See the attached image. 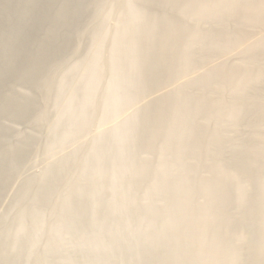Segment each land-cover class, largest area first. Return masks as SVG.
I'll return each mask as SVG.
<instances>
[{"label":"bare ground","instance_id":"1","mask_svg":"<svg viewBox=\"0 0 264 264\" xmlns=\"http://www.w3.org/2000/svg\"><path fill=\"white\" fill-rule=\"evenodd\" d=\"M0 42L51 177L0 264H264V0H0ZM7 124L0 195L37 140Z\"/></svg>","mask_w":264,"mask_h":264},{"label":"rangeland","instance_id":"2","mask_svg":"<svg viewBox=\"0 0 264 264\" xmlns=\"http://www.w3.org/2000/svg\"><path fill=\"white\" fill-rule=\"evenodd\" d=\"M79 30H85L86 28V24H84V22L80 21L79 25H78ZM88 31V30H87ZM89 32V31H88ZM85 35V34H84ZM82 36L80 40H78L80 43L79 45V49L81 50L80 52L84 51L86 49V47H88V38L87 36ZM90 35V32H89ZM77 40V39H76ZM69 41V43L64 44V46L61 47V49H59L60 52L62 53H68L69 51H72V49H74V44L77 43V41ZM3 44H5V42H0V47L4 46ZM77 47V44H76ZM73 61H75V59H73ZM59 66V63L57 62L56 64H54L53 66ZM64 66H62L63 68ZM10 83V87H7V82H5L2 86H0V93L3 94L4 92H10L12 91V88H15V85H13L11 82ZM23 87V90H21L20 88ZM17 88V86H16ZM26 85H20L19 88L17 89L18 91H24L26 90ZM47 93H49V91H46ZM11 93V92H10ZM51 93V92H50ZM49 93V94H50ZM40 105H42V103H40ZM3 118H0V122L1 123H8L7 127H13L11 128L10 131H7V133L3 136V138L6 137V139L12 141L15 143L14 138H16L14 136L15 133V129L20 130V134H29L32 133L33 135L35 134L37 136V140L28 142L27 143H22V147L25 148L27 147L29 144L33 143V146L28 148V153L26 155V159L25 162H22V166L21 168L18 170H16V173L13 175L14 179L16 180L15 186L14 187H7L4 189V191L1 193L0 195V248L2 249V247L7 246L6 252H8L12 245H11V237L14 234L15 231V227H16V218H15V212H12L14 210H17L19 207H21L22 205H28V201L31 197V193H27L24 194L20 199H16L15 195H16V191H25L26 187H30V190H33L38 187L41 184H46L47 182L51 181V177L46 178L45 180L42 181H38L37 179H31L29 176L30 175H36L39 173V171L41 170L42 166L40 165L41 162V157H43V146H44V137H45V127H43V129L41 130H31L26 123H24L23 121H16V120H10L8 122L4 121L2 122ZM11 132V133H10ZM14 136V137H12ZM7 140V141H8ZM39 157V158H38ZM40 159V160H39ZM38 177V176H36ZM30 178V179H28ZM55 197H51L48 201V204L50 202V200L52 199L51 203H55L60 201L61 199H54ZM18 200V201H16ZM47 204V206H48ZM17 205L18 208H17ZM31 209H33L32 206H29ZM16 208V209H14ZM28 211V210H27ZM41 214L40 215H44V216H49L51 215V218H53L55 213H51L48 207H45L43 210L40 211ZM7 218V219H6ZM41 219V218H39ZM26 223V227L28 229H30L32 222L31 221H27ZM8 235V236H7ZM40 247V246H39ZM32 246L31 244L28 243L26 250L28 251L29 249H31ZM36 249V248H35Z\"/></svg>","mask_w":264,"mask_h":264}]
</instances>
